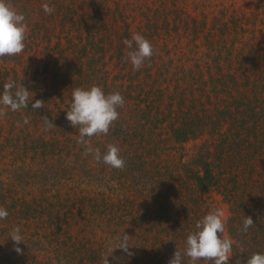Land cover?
<instances>
[{"label":"rangeland","instance_id":"1","mask_svg":"<svg viewBox=\"0 0 264 264\" xmlns=\"http://www.w3.org/2000/svg\"><path fill=\"white\" fill-rule=\"evenodd\" d=\"M9 2L25 14L28 32L22 54L0 59V92L13 79L33 93L29 100L33 96V103L44 105L6 110L0 117V206L9 213L0 220V256L19 264H103L106 257L109 264H168L176 249L183 253L195 223L215 208L224 211V236L233 240L228 264L238 259L243 264L262 249L254 240L264 236L250 229L243 233L238 214L260 201V194L252 197L264 169L252 164L254 174L243 180L246 174L238 169H249V158L221 143L214 129L218 124V131H227L224 135L235 130L233 115L237 119L241 104L253 100L244 81L256 83L262 77L242 68L234 58L241 52L227 53L225 47H232L237 34L220 28L212 46L206 33L224 15H237L244 27L264 30V0ZM45 3L54 7L52 14L43 12ZM204 20L207 27L195 31ZM126 33H139L153 45V56L136 71L126 59ZM218 78L229 81L225 89L215 88ZM92 85L125 98L109 133L90 141L101 154L108 144L118 146L122 170L85 155V146L77 143L78 130L65 118L73 89ZM227 108L233 113L220 112ZM42 116L54 127L45 131ZM191 117L194 127L204 118L201 131L185 142L174 140V129L186 127ZM125 133L130 136L123 140ZM208 152L231 179L223 188L197 189L189 181L188 168L197 169ZM258 163L264 165V159ZM161 206L171 210L164 221L157 217ZM248 213L261 214L257 206ZM14 226L21 229L23 244L16 247L22 254L7 238ZM122 232L133 238L129 246L134 254L117 250L110 257L109 242ZM183 262L189 264L186 256Z\"/></svg>","mask_w":264,"mask_h":264},{"label":"clouds","instance_id":"2","mask_svg":"<svg viewBox=\"0 0 264 264\" xmlns=\"http://www.w3.org/2000/svg\"><path fill=\"white\" fill-rule=\"evenodd\" d=\"M41 7L45 14H52L55 11L54 7L47 3ZM27 32L25 14L17 11L9 0H0V59L22 54ZM123 44L130 49L126 59L134 71L141 69L154 54L151 42L139 33H134L130 39L125 38ZM31 94L33 93L21 86V83L17 84L15 80L9 79L4 83L3 91L0 92V117L7 115L6 110L18 112L28 108ZM43 105L44 103L40 100L33 103L32 96V109H41ZM124 105L125 98L119 91L106 94L100 86L96 85L88 89L75 88L65 117L69 124L78 130L77 143L85 146L84 154H92L97 162L118 170H122L125 166L120 148L115 144H108L106 151L101 154L99 149H93L90 141L94 136H106L109 133L110 128L119 119L118 109H122ZM41 119L45 131L54 127L46 116H42ZM23 123H29L27 117L23 118ZM8 215V211L0 206V220L7 219ZM224 215L222 209L215 208L198 220L195 223V231L186 237L183 253L176 249L172 258L168 260V264H183L185 256L189 264H198L201 260L208 264H228L233 255V240L224 236ZM252 227H254L253 219L244 217L241 231L246 234ZM7 238L13 242V250L17 254H22V249L16 247L23 244L20 227L14 226ZM132 239L122 232L115 240L110 241V257L117 250L132 256L134 253L130 251L132 247L129 246V241ZM103 264H109V257L103 259ZM235 264H242V262L238 259ZM243 264H264V253H252L243 261Z\"/></svg>","mask_w":264,"mask_h":264},{"label":"trees","instance_id":"3","mask_svg":"<svg viewBox=\"0 0 264 264\" xmlns=\"http://www.w3.org/2000/svg\"><path fill=\"white\" fill-rule=\"evenodd\" d=\"M238 20L239 19L237 18V15H234L233 17L231 18L229 17L227 19H226V15H224L222 18L216 17L215 22L211 25L212 27L207 28L206 36L209 37L208 41H210V45L214 46V42L219 41L218 40L219 38H217V31L220 28L223 29L225 33L237 34L234 41L231 43L232 47L231 48L225 47L228 50V51L226 50L227 53L231 54L232 56L234 52H238V51L241 52L236 56L234 55V58L237 57L239 62L243 64L242 68L248 71L254 70L260 73V76L262 77V80L259 79L257 80L256 83H251L249 79H246L244 81V84L246 86L245 89L250 92L251 98H253V100L252 102L241 104L242 106L239 107L240 109H237L238 110L237 119H235L236 115H233V120L234 121L236 120L238 123L234 125L235 130H233L232 133L224 135V133H227V131H223V129H220L218 131L219 126L218 124H216V121H214V123L216 124V127L214 129H216L217 132L216 134L219 136L221 143L227 144V147L229 149H237L239 152L241 151L244 152V155L242 156L249 158V162H250L249 169H246L247 165L238 169V173L244 170L243 173L246 174V177H244L243 180L245 179L247 180V177L254 174V172L251 170L252 164H254V166L260 165L261 169H264V165L262 163H258L264 159V30L263 29L251 30L249 29V27H244V24L238 22ZM196 21L197 20L194 19L193 22L197 24ZM194 27H195V31L198 32V30L201 27L202 30L207 27V22L204 20L202 22H199V24L195 25ZM221 33L223 34L222 31ZM247 33L251 35L249 39H246L244 37V35ZM126 35L128 39L131 38V36L128 33H126ZM128 50L130 49L127 48L126 51ZM118 52L122 59L125 58L124 56H126V53L124 51H121L119 49ZM228 78L232 80V82L236 86L235 77L229 76ZM218 80L219 81L217 83V79H216L215 88H217L218 85L220 86V89H225L229 84V81L226 78L224 79L218 78ZM246 95L248 98H250L249 94ZM31 103L32 101L29 100V105H31ZM241 108L243 109L241 110ZM228 111L229 113H233V109L231 108H227L226 110H222L220 112L227 114ZM193 120L194 119L192 117L188 118L186 119V121H188V124L184 123L186 127L181 126L175 128L173 131V136H174L173 139L179 142H185L191 138H195L196 134L200 132L204 126L203 124L204 118L202 120L201 119L198 120L199 125H196L197 127H194ZM217 123L220 124L221 122L218 120ZM135 134H136L135 131H132V136ZM127 136H130V134L125 133L122 135L121 138L123 140H126ZM220 150L225 151V148H221ZM209 153L210 152H208L205 157L201 155L200 160L197 164V169L188 168L189 181L191 183L193 182L192 184L196 185V187L195 186L194 187L197 189L199 188L210 189L214 187L220 188V186L223 188L222 184L225 185L229 183V181H231L229 176L227 175L224 176V173L222 174L221 173L222 171L216 167V163L208 157ZM257 172L260 171L256 169V173ZM259 182L261 186L259 187V184H257L256 188L258 187L259 188L254 191V196L252 197V199H254L255 196H257L258 194H260V198H261L260 201L255 203L253 206H244L247 209V213L238 214V218L242 222L244 217H251L253 219L254 227L250 228V230L254 232V234L258 233L264 236V179H260ZM226 188L229 187L226 186ZM236 196H235V206L236 204H238L236 200ZM230 204L233 205L232 202ZM255 206L259 208L261 214L248 213V209ZM161 210L162 213H160L157 217L163 218L164 221L165 219H167L171 210L167 208H163L162 206H161ZM154 214L155 213H153V215ZM229 232L230 234H232L231 229ZM254 241L259 242L260 245L262 246V249H258L256 253L258 252L264 253V240L258 238ZM0 264H19V263L12 260L10 257H6V255H1Z\"/></svg>","mask_w":264,"mask_h":264}]
</instances>
